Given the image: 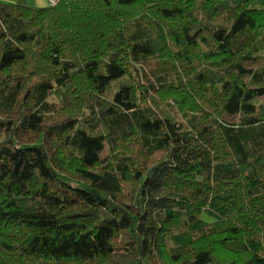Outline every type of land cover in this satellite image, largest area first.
I'll return each instance as SVG.
<instances>
[{
  "label": "trees",
  "instance_id": "16d2710c",
  "mask_svg": "<svg viewBox=\"0 0 264 264\" xmlns=\"http://www.w3.org/2000/svg\"><path fill=\"white\" fill-rule=\"evenodd\" d=\"M0 264H264V0L0 1Z\"/></svg>",
  "mask_w": 264,
  "mask_h": 264
},
{
  "label": "rangeland",
  "instance_id": "374dc122",
  "mask_svg": "<svg viewBox=\"0 0 264 264\" xmlns=\"http://www.w3.org/2000/svg\"><path fill=\"white\" fill-rule=\"evenodd\" d=\"M177 90H164L161 91L159 95L147 97L146 102H151L154 106H156L163 114L179 120H186L184 116V112L181 110V106L174 102L173 97L177 95ZM144 100V101H145ZM77 103V91L73 92L68 101L67 108L70 110H74V107ZM183 108L189 109L187 106Z\"/></svg>",
  "mask_w": 264,
  "mask_h": 264
},
{
  "label": "crops",
  "instance_id": "0c3cea01",
  "mask_svg": "<svg viewBox=\"0 0 264 264\" xmlns=\"http://www.w3.org/2000/svg\"><path fill=\"white\" fill-rule=\"evenodd\" d=\"M0 1L8 2V3L25 4L29 6L38 7V8L49 6V0H0Z\"/></svg>",
  "mask_w": 264,
  "mask_h": 264
},
{
  "label": "built area",
  "instance_id": "2783aa9c",
  "mask_svg": "<svg viewBox=\"0 0 264 264\" xmlns=\"http://www.w3.org/2000/svg\"><path fill=\"white\" fill-rule=\"evenodd\" d=\"M60 0H49V5L54 6L56 5Z\"/></svg>",
  "mask_w": 264,
  "mask_h": 264
}]
</instances>
